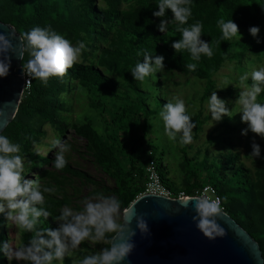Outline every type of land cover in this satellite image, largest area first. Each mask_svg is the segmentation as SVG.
I'll return each instance as SVG.
<instances>
[{"label": "trees", "instance_id": "16d2710c", "mask_svg": "<svg viewBox=\"0 0 264 264\" xmlns=\"http://www.w3.org/2000/svg\"><path fill=\"white\" fill-rule=\"evenodd\" d=\"M100 1L101 5L95 0H0V21L13 26L19 34L37 25H50L73 43L82 40L86 44L81 61L68 69L63 77H50L46 85L29 78L14 117L0 133L21 144L26 168L52 165L54 157L33 149V144L39 140V125L47 123L63 133L69 125L63 114L68 111L63 94L69 88H77L85 95L88 112L79 122L70 125L85 141L86 151L113 181V186L100 185L69 163L59 171L98 185L110 196H116L122 209L143 191L145 166L150 159L163 183L172 190L183 189L191 193L197 186L210 184L222 198L224 212L258 242L264 262V159L260 157L263 167L254 180L242 162L234 166L238 153L233 150L212 154L206 147L189 155L190 143L180 146L163 134L158 113L168 100L164 98L166 90L161 87L158 72L141 84L128 70L138 59L143 60L136 56L137 50L154 49V54L164 56L166 72L175 71L200 82V106L190 113L194 125L193 140L196 139L203 125L209 122L210 116L203 113L202 104L211 90L216 91V76L221 68L228 67L231 72L228 77L235 79L237 74L249 71L250 65H264V0H192L193 17L188 23L202 22L201 39L210 42L213 50L211 57L202 55L198 62L186 51L175 53L171 47V43L179 39L176 22H170L164 32L156 27L161 18L153 16L152 12L158 0ZM166 12L170 18V10L166 9ZM229 18L238 26L240 41H221L217 21ZM250 26L259 27V42L248 32ZM27 59V52H23L21 67ZM187 63H197L196 70L189 71ZM222 92L234 97L239 89L229 84ZM257 99L264 101V93ZM235 119L234 114L218 121L208 133L207 143L231 147ZM160 146L165 147L166 154ZM169 148L178 152L183 175L181 185L168 176L163 162ZM42 175L57 180L53 171L41 169L39 177ZM42 186L53 189L48 180ZM67 204L68 198L58 197L55 189L45 194L44 207L53 215ZM47 219L41 217V227L56 226L52 217ZM3 223L4 216L0 214V240H6ZM28 235L19 230L20 244L26 242ZM81 246L86 250L83 255L96 252L85 241ZM3 258L0 255V264H3ZM11 264L18 262L13 260ZM63 264H71L67 256Z\"/></svg>", "mask_w": 264, "mask_h": 264}, {"label": "clouds", "instance_id": "9594fccd", "mask_svg": "<svg viewBox=\"0 0 264 264\" xmlns=\"http://www.w3.org/2000/svg\"><path fill=\"white\" fill-rule=\"evenodd\" d=\"M155 5L156 9L152 15L161 18L156 25L161 32L165 31L170 22H176L179 39L171 43L175 53L186 51L191 59L197 62L202 55H213L210 42L201 39L202 22L197 20L188 23L193 17L192 0H158ZM166 9L171 12L170 18ZM217 26L221 32V41H240L241 33L232 19H220ZM259 30L258 26L248 28L253 37H257ZM14 35L11 31L0 32V77L8 75L11 56L17 51L20 55L27 52L28 59L22 66L23 73L30 79H37L46 85L50 77H63L68 69L79 62L82 51L86 49L84 41L77 40L73 43L50 25H37L21 33L19 45L13 44ZM136 56L143 57V60L138 59L135 65L128 69L135 81L144 84L148 77L163 72L164 56L154 54V49L137 50ZM186 67L189 71H195L197 63H187ZM249 67V71L237 74L235 79L228 76L219 77L214 89H223L229 84L239 89L233 103L236 107L235 110L233 107L230 109L227 106L228 101L218 97L216 91L211 90L205 102L211 120L209 126L224 116L231 118L238 112L241 122H246V128L241 129V134L246 135L250 130L264 138V101L257 99L264 93V65ZM158 117L162 121L164 133L170 140L176 141L180 146L192 142L194 125L183 99L174 97L163 103ZM71 147V144L58 136L51 140L49 151L56 149L52 159L55 169L61 170L66 166L68 161L65 159V153L70 151ZM21 149L20 143L13 142L8 136L0 133V214L5 217L6 225L29 234L26 242L17 245L8 240H0V255H3L9 264L13 260L18 264H63L66 256L78 249L82 242L90 240L96 244L106 242L108 246L78 257L74 264H121L125 261L135 246L132 239L135 229L131 227L133 220L142 234L148 231L144 216L133 209L135 202L122 210V203L116 196L96 192L94 198L84 199L80 210L65 205L59 209L58 214L53 215L44 207L45 194L53 192V189L42 186L36 179L26 178ZM48 152H45L44 156ZM249 154L252 159H264L260 145L255 141L251 143ZM207 192L208 189H205V193ZM181 201L184 208H188L187 202L191 201V210L194 213L191 220L204 237L214 239L225 234L224 227L218 223V218L224 212L221 197L197 192L186 194ZM41 217L45 220L52 217L56 226L41 227Z\"/></svg>", "mask_w": 264, "mask_h": 264}, {"label": "rangeland", "instance_id": "374dc122", "mask_svg": "<svg viewBox=\"0 0 264 264\" xmlns=\"http://www.w3.org/2000/svg\"><path fill=\"white\" fill-rule=\"evenodd\" d=\"M97 1V5H101L102 2L100 0ZM81 61V57L79 58ZM231 72L228 70V67H223L219 71L216 79L220 76H228ZM158 80L160 81L161 87L166 90L165 99L170 101L174 97H179L185 101L186 110L191 113L195 108H199L198 96L201 92V85L198 80L193 79L192 77L184 76L178 72L170 71L166 72H158ZM188 79V81H186ZM216 93L218 97L224 98L228 101L227 106L231 109L235 110V105H233L237 96L229 97L228 95L222 92V89H216ZM63 98L67 101L66 106L68 111L64 112L63 114L66 116V121L68 122V126L63 133H59L53 127H51L47 123H41L39 125V140L37 143L33 144V149L35 152L44 155L45 152L49 151L51 140L54 137H60L62 140L66 141L67 143L71 144V149L67 153H65V159L68 163L86 173L90 178L96 180L100 185L105 187L113 186V181L106 176L102 170L94 163L92 160L91 155L85 149V141L78 136L72 129L71 123L79 122L81 117L86 114L87 107H86V98L84 93L78 91L77 88H69L63 94ZM205 102H203V113H208L206 109ZM236 119L234 120V136L231 140V147H227L223 145H214L207 143V135L212 129L218 124L217 122H213L211 126V120L203 125L201 133L199 136L192 140L191 147L188 149L189 155L194 154L197 151H201L204 148L208 147L209 151L212 154H217L218 152L225 153L229 150H233L238 153V159L234 166L238 162H242L246 168H248L251 172V177L256 180L258 178V171L263 164L260 162V157H252L250 156L251 152V143L255 141L260 145V150L264 152V138H261L258 134L251 132L250 130L247 132L246 135L241 134V129L246 128V122H241L240 120V113H235ZM160 121V120H159ZM160 124L163 129L162 121ZM157 125V124H156ZM209 126V127H208ZM208 127V128H207ZM221 127H219L220 129ZM162 132V131H161ZM165 134V133H163ZM166 138V134L164 135ZM159 149H164V154H166L165 147L160 146ZM56 149H52L47 153V156L54 157ZM164 164L168 169V176L171 177L177 184L181 185L183 180V175L180 171V159L178 156V152L176 149L169 148L168 155L165 156L163 160ZM25 169H26V178L28 179H36L43 185L47 180L51 182L53 189H55V194L60 196H65L69 200L70 206L76 210H80L83 205V201L85 198H94V193L101 192L104 195H110L102 191V189L93 183L83 181L80 178L68 175L62 171L55 169L51 163L44 164V165H35L34 167L26 168L27 161L24 158ZM41 169L48 170L50 172H55L57 180L53 181L46 175H42L39 177V173ZM65 206V205H64ZM123 210V209H122ZM5 221V217H4ZM5 235L6 240H8L11 244L17 245L20 244L19 241V230H16L15 227H9L8 225L3 223L2 227ZM86 244L90 247H94L95 251H99L101 247H104L106 242L102 244H96L90 240L85 241ZM82 252H86L83 250L82 246L76 250H73L70 255L67 257L70 259L71 264H74V261L78 258L83 256ZM3 264H9L8 260L4 257ZM22 264V262H19Z\"/></svg>", "mask_w": 264, "mask_h": 264}, {"label": "water", "instance_id": "95a60500", "mask_svg": "<svg viewBox=\"0 0 264 264\" xmlns=\"http://www.w3.org/2000/svg\"><path fill=\"white\" fill-rule=\"evenodd\" d=\"M14 32V45L19 33L13 26L0 21V32ZM11 56V54H10ZM23 53L11 56L9 73L0 77V132L14 117L24 88L20 65ZM144 216L148 231L141 233L135 220L134 248L121 264H261L263 258L258 242L231 216L223 212L218 223L225 229L223 236L208 239L195 228L188 208L181 199L157 194H141L128 206ZM124 209V208H123ZM115 242V240H114Z\"/></svg>", "mask_w": 264, "mask_h": 264}, {"label": "built area", "instance_id": "2783aa9c", "mask_svg": "<svg viewBox=\"0 0 264 264\" xmlns=\"http://www.w3.org/2000/svg\"><path fill=\"white\" fill-rule=\"evenodd\" d=\"M23 77H24V87H25L28 85L29 77H27L24 73H23ZM145 174H146V179H145L143 191L139 195L151 193V194L166 196L173 199H183L186 194L191 195L193 193L198 192L201 194L211 195L213 197H220L219 194H217V192L215 191V188L210 184H203L201 186H197L192 189L191 193H186L183 189L172 190L163 183L160 174L156 168V165L154 161L151 159L146 163ZM205 189H208L207 193H205ZM222 208H223V204H222Z\"/></svg>", "mask_w": 264, "mask_h": 264}]
</instances>
